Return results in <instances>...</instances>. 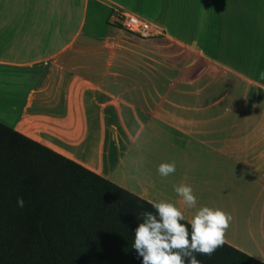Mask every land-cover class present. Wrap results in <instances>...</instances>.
<instances>
[{
    "label": "crops",
    "instance_id": "1",
    "mask_svg": "<svg viewBox=\"0 0 264 264\" xmlns=\"http://www.w3.org/2000/svg\"><path fill=\"white\" fill-rule=\"evenodd\" d=\"M138 1L0 0V121L189 223L230 213L225 243L264 263V0H148L142 44L110 22Z\"/></svg>",
    "mask_w": 264,
    "mask_h": 264
},
{
    "label": "trees",
    "instance_id": "2",
    "mask_svg": "<svg viewBox=\"0 0 264 264\" xmlns=\"http://www.w3.org/2000/svg\"><path fill=\"white\" fill-rule=\"evenodd\" d=\"M144 212L156 214L151 202L0 121V264H142L132 245ZM195 255L264 264L227 243Z\"/></svg>",
    "mask_w": 264,
    "mask_h": 264
},
{
    "label": "clouds",
    "instance_id": "3",
    "mask_svg": "<svg viewBox=\"0 0 264 264\" xmlns=\"http://www.w3.org/2000/svg\"><path fill=\"white\" fill-rule=\"evenodd\" d=\"M264 78V73H261ZM176 171L175 163H162L158 167L161 177H168ZM188 208L197 204L193 188L187 184L175 187ZM17 204L23 208L25 201L18 198ZM156 210L142 213L143 222L134 229L132 247L142 264H201L196 253L212 256L225 243V235L233 219L230 213L210 207L200 208L190 221L191 231L185 223L183 212L168 202H152Z\"/></svg>",
    "mask_w": 264,
    "mask_h": 264
},
{
    "label": "built area",
    "instance_id": "4",
    "mask_svg": "<svg viewBox=\"0 0 264 264\" xmlns=\"http://www.w3.org/2000/svg\"><path fill=\"white\" fill-rule=\"evenodd\" d=\"M148 0H139L133 9L113 8L110 22L126 33L140 39L161 37L164 26L161 22L149 19L145 15Z\"/></svg>",
    "mask_w": 264,
    "mask_h": 264
},
{
    "label": "rangeland",
    "instance_id": "5",
    "mask_svg": "<svg viewBox=\"0 0 264 264\" xmlns=\"http://www.w3.org/2000/svg\"><path fill=\"white\" fill-rule=\"evenodd\" d=\"M147 8H148L147 9L148 16L156 17V15H155L156 11H155V7H154V4H153V0H150ZM91 13H92V5H90V8H89V16L91 15ZM109 14H110V10L108 8L102 7V9L99 11V21L101 23H103L107 19V17L109 16ZM114 31L109 34L110 37H108V40L105 41L109 45H112V44H115V43H119L120 42V36L121 35H126L124 33H121L119 31H117V30H114ZM130 38H131V36H130ZM132 39L133 40L131 42L132 43H137V44L151 43V42L156 41V40H147V41H145V40H141V39H138V38H135V37H133ZM2 108H3V106L0 103V109H2Z\"/></svg>",
    "mask_w": 264,
    "mask_h": 264
}]
</instances>
